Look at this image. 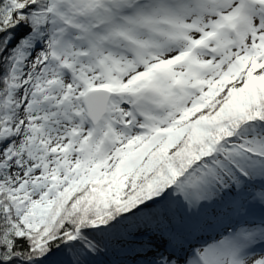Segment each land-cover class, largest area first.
I'll return each mask as SVG.
<instances>
[{"label": "snow or ice", "instance_id": "snow-or-ice-1", "mask_svg": "<svg viewBox=\"0 0 264 264\" xmlns=\"http://www.w3.org/2000/svg\"><path fill=\"white\" fill-rule=\"evenodd\" d=\"M0 264H264V0H0Z\"/></svg>", "mask_w": 264, "mask_h": 264}]
</instances>
